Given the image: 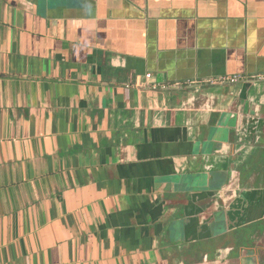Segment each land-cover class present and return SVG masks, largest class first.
<instances>
[{
    "label": "crops",
    "instance_id": "crops-1",
    "mask_svg": "<svg viewBox=\"0 0 264 264\" xmlns=\"http://www.w3.org/2000/svg\"><path fill=\"white\" fill-rule=\"evenodd\" d=\"M263 228L264 0H0V264H264Z\"/></svg>",
    "mask_w": 264,
    "mask_h": 264
},
{
    "label": "flooded vegetation",
    "instance_id": "flooded-vegetation-1",
    "mask_svg": "<svg viewBox=\"0 0 264 264\" xmlns=\"http://www.w3.org/2000/svg\"><path fill=\"white\" fill-rule=\"evenodd\" d=\"M151 89H156L157 87H150ZM247 223H245L246 225ZM245 225H242V226H238L236 228H233L232 231L234 232L235 234V238H236V241H237V245L239 247H246V237L244 235V229L243 228H246ZM262 229V228H261ZM264 229V228H263ZM254 242V241H253ZM257 242H255L256 244Z\"/></svg>",
    "mask_w": 264,
    "mask_h": 264
},
{
    "label": "built area",
    "instance_id": "built-area-1",
    "mask_svg": "<svg viewBox=\"0 0 264 264\" xmlns=\"http://www.w3.org/2000/svg\"><path fill=\"white\" fill-rule=\"evenodd\" d=\"M147 77H150V74H146ZM241 76H238V75H233V76H228V77H225L223 78L222 80H226V81H229V82H235L237 81L238 79H240ZM149 83H146V86L148 85ZM152 87H155L154 85H152Z\"/></svg>",
    "mask_w": 264,
    "mask_h": 264
}]
</instances>
